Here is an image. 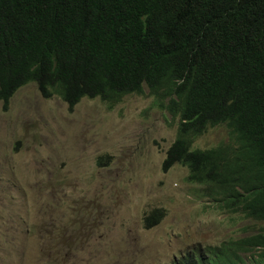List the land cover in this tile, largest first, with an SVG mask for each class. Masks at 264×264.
I'll list each match as a JSON object with an SVG mask.
<instances>
[{
	"label": "trees",
	"instance_id": "1",
	"mask_svg": "<svg viewBox=\"0 0 264 264\" xmlns=\"http://www.w3.org/2000/svg\"><path fill=\"white\" fill-rule=\"evenodd\" d=\"M30 83L70 110L85 98L113 109L152 97L171 126L178 119L163 171L186 167L211 206L261 225L172 264H264V0H0L5 111ZM221 125L227 142L193 148ZM165 216L153 209L145 228Z\"/></svg>",
	"mask_w": 264,
	"mask_h": 264
},
{
	"label": "rangeland",
	"instance_id": "2",
	"mask_svg": "<svg viewBox=\"0 0 264 264\" xmlns=\"http://www.w3.org/2000/svg\"><path fill=\"white\" fill-rule=\"evenodd\" d=\"M169 122L149 96L113 109L85 98L70 110L30 83L6 111L0 101V264H169L195 245L259 232L211 206L187 168L163 171L178 119ZM228 140L221 125L193 148ZM105 156L109 165L98 166ZM156 208L166 216L148 230Z\"/></svg>",
	"mask_w": 264,
	"mask_h": 264
},
{
	"label": "clouds",
	"instance_id": "3",
	"mask_svg": "<svg viewBox=\"0 0 264 264\" xmlns=\"http://www.w3.org/2000/svg\"><path fill=\"white\" fill-rule=\"evenodd\" d=\"M218 127V126H217ZM216 128V127H215ZM195 149H198V148H195ZM200 150H203V149H200ZM186 168V167H185ZM170 171V170H169ZM168 171V172H169ZM189 172V171H188ZM165 173H167V172H165ZM191 183V182H190ZM200 185V184H199ZM202 186V185H201ZM203 189H204V187H203ZM214 246V245H213ZM184 255V254H183ZM182 255V256H183ZM181 257V256H180ZM180 257H177V258H175L171 263H169V264H172L174 261H176V260H178Z\"/></svg>",
	"mask_w": 264,
	"mask_h": 264
}]
</instances>
